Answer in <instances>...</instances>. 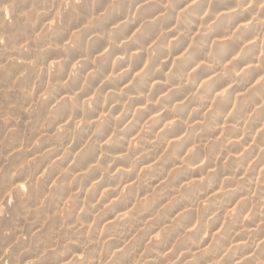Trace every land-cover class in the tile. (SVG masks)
<instances>
[{
    "label": "clouds",
    "instance_id": "clouds-1",
    "mask_svg": "<svg viewBox=\"0 0 264 264\" xmlns=\"http://www.w3.org/2000/svg\"><path fill=\"white\" fill-rule=\"evenodd\" d=\"M0 264H264V0H0Z\"/></svg>",
    "mask_w": 264,
    "mask_h": 264
}]
</instances>
